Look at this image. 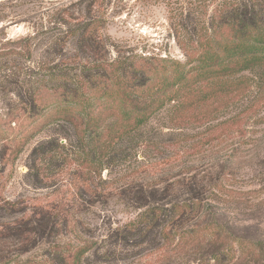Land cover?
Masks as SVG:
<instances>
[{
	"label": "trees",
	"instance_id": "16d2710c",
	"mask_svg": "<svg viewBox=\"0 0 264 264\" xmlns=\"http://www.w3.org/2000/svg\"><path fill=\"white\" fill-rule=\"evenodd\" d=\"M83 1L90 2L84 6L86 14L62 9L58 27H42L0 49V77L7 79L18 103L0 115V178L26 145L53 124L72 131L87 163L69 189L70 197L63 194L50 204L18 208L17 201L0 194V211L9 217L0 221V264H39L42 259L83 264L96 242L82 240L76 231L83 202L77 203L75 195L90 193L97 203L107 202L109 179L102 178L101 170L117 144L167 106L171 128L207 123L209 135L224 140V134L241 127L238 115H224L248 86L244 73L264 68V0H178L171 29L183 60L119 51L101 31L104 16L98 7L105 0ZM36 40L48 43L46 56L61 58L40 60L22 76L5 66L13 55L30 60ZM110 45L114 57H109ZM215 138L203 151L211 152ZM201 171L176 172L150 185L139 178L123 182L116 195L138 213L113 228L108 238L122 245L152 243L156 264H169L173 254L184 261L177 264H222L227 258L234 264L246 259L264 264V239L237 235L225 217L223 205L236 191L223 178ZM67 231L73 241L56 242ZM42 243L51 246L22 258Z\"/></svg>",
	"mask_w": 264,
	"mask_h": 264
},
{
	"label": "rangeland",
	"instance_id": "374dc122",
	"mask_svg": "<svg viewBox=\"0 0 264 264\" xmlns=\"http://www.w3.org/2000/svg\"><path fill=\"white\" fill-rule=\"evenodd\" d=\"M177 1L105 0L98 7L104 16L102 34L126 54L168 55L183 60L171 29L177 21ZM89 3L83 0H0V49L11 46L16 37L42 27H58L62 9L86 14ZM47 45L36 40L30 60L13 55L9 56L5 66H10L22 76L27 68L30 70L39 65L40 60L61 58V55L46 56L44 49ZM111 48L112 45L109 46V57H114L115 51ZM73 51V46L69 45L68 52ZM244 75L248 86L240 100L231 103L237 104L230 107L231 113L224 115H238L241 127L223 133L224 140L209 135L205 130L207 123L199 126L193 121L185 128H171L167 106L141 130L118 143L110 154L106 168L104 166L101 170L102 178L109 179L107 187L111 196L107 202L97 203L92 194L76 192L77 203L83 202L82 212L76 215L79 218L76 231L82 240L96 242L83 264H156V248L152 243L140 245L133 241L130 245H122L117 241L112 243L113 239L108 238L113 228L128 224L138 213L137 209L123 203L116 195V188L131 178H139L150 185L162 182L173 173L194 172L197 168L202 170L201 174L205 171L207 177L223 178L228 187L236 191L235 197H225L227 203L223 205L225 217L232 221L231 230L253 240L264 239V68L247 71ZM6 80L0 77V115L10 112L13 105L18 104L15 91ZM71 132L65 126L53 124L36 135L0 178L1 196L17 201L18 208L50 204L60 200L63 194L70 197L69 189L74 186L76 176L85 170L83 166H87L83 162L81 148L78 149L79 142ZM213 138L215 146L211 152L203 151L205 143ZM231 141L235 142L232 152ZM213 166L214 171L211 169ZM96 181L95 175L94 184ZM90 203L94 205L90 206ZM7 215L0 211V221L9 218ZM72 237V231H67L55 240L69 242L73 241ZM50 246L42 243L22 258L37 256ZM174 255H171L169 264L184 263L173 259ZM36 260L39 262L41 259ZM248 260L242 264H251ZM43 261L39 264H48ZM192 264H197V261ZM207 264H213V261ZM222 264L234 263L227 258Z\"/></svg>",
	"mask_w": 264,
	"mask_h": 264
}]
</instances>
